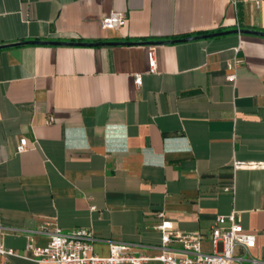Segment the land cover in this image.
<instances>
[{
    "label": "crops",
    "instance_id": "1",
    "mask_svg": "<svg viewBox=\"0 0 264 264\" xmlns=\"http://www.w3.org/2000/svg\"><path fill=\"white\" fill-rule=\"evenodd\" d=\"M113 12L125 26L103 29ZM33 41L101 45L0 49L8 264H40L27 246L47 245V224L93 231L102 257L110 242L156 255L161 212L172 232L206 235V252L236 213L264 264V0H0V46Z\"/></svg>",
    "mask_w": 264,
    "mask_h": 264
},
{
    "label": "built area",
    "instance_id": "2",
    "mask_svg": "<svg viewBox=\"0 0 264 264\" xmlns=\"http://www.w3.org/2000/svg\"><path fill=\"white\" fill-rule=\"evenodd\" d=\"M125 26V17L120 12H113L101 20L103 29L118 30ZM150 73H156L157 62L153 51L149 53ZM230 81L236 75L229 76ZM135 83L140 87L143 76L137 74ZM27 141L22 139L18 152L26 150ZM261 165L253 163H236L235 168H256ZM161 219L155 227L162 233V245L156 255L135 252L132 245L110 242V253L102 257L95 253L97 241L93 231L75 229L64 232L58 227L50 229V225L41 227L39 233L49 237L45 246L29 244L28 258L37 263L51 264H262L251 255L256 247V236L246 233L238 222L236 213L217 218L216 225L210 233L212 252L203 248L207 236L202 233L172 232L171 223L166 220L165 213L158 214ZM13 249L0 244V264H8V259L15 257Z\"/></svg>",
    "mask_w": 264,
    "mask_h": 264
},
{
    "label": "water",
    "instance_id": "3",
    "mask_svg": "<svg viewBox=\"0 0 264 264\" xmlns=\"http://www.w3.org/2000/svg\"><path fill=\"white\" fill-rule=\"evenodd\" d=\"M233 33H240V34H245V33H253L251 31H232V32H223V33H215V34H211V35H205V36H201V37H196V38H187L184 40H177V41H172V43H176V42H183V41H189V40H194V39H208V38H213V37H218V36H223V35H229V34H233ZM169 42L166 43H151V42H147V43H140L141 45H147V46H151V45H155V44H167ZM119 43H109L108 45H117ZM23 45H76V46H84V47H97L100 46L101 44H85V43H81V44H71V43H61V42H23V43H17V44H11V45H7V46H0V49L2 48H6V47H15V46H23Z\"/></svg>",
    "mask_w": 264,
    "mask_h": 264
}]
</instances>
